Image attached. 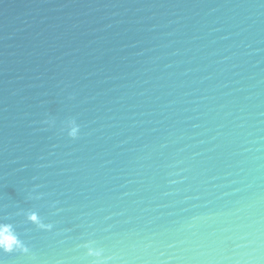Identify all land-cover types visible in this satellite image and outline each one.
Instances as JSON below:
<instances>
[{
    "label": "water",
    "instance_id": "1",
    "mask_svg": "<svg viewBox=\"0 0 264 264\" xmlns=\"http://www.w3.org/2000/svg\"><path fill=\"white\" fill-rule=\"evenodd\" d=\"M0 225V264H264V0H0Z\"/></svg>",
    "mask_w": 264,
    "mask_h": 264
},
{
    "label": "clouds",
    "instance_id": "2",
    "mask_svg": "<svg viewBox=\"0 0 264 264\" xmlns=\"http://www.w3.org/2000/svg\"><path fill=\"white\" fill-rule=\"evenodd\" d=\"M79 134H80L79 125L76 124L75 122H70L68 135L72 139H76L79 137ZM28 219L32 220L34 223H37L41 227H50V225H43L40 222V218H39L38 214L35 212H30L28 214ZM0 229L5 230V237H6V239L3 241V243H0V251H4V252L13 251L15 249V247H20L22 250H25V251L27 250L26 247L23 245V243L19 240V237L15 236V233H11V236L15 240V244H11V241L7 238L9 236L8 226L0 225ZM10 244H11V246H10Z\"/></svg>",
    "mask_w": 264,
    "mask_h": 264
}]
</instances>
